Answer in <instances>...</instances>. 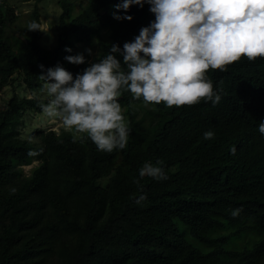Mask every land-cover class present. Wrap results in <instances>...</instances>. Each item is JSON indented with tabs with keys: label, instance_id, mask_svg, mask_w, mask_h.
I'll return each mask as SVG.
<instances>
[{
	"label": "trees",
	"instance_id": "obj_1",
	"mask_svg": "<svg viewBox=\"0 0 264 264\" xmlns=\"http://www.w3.org/2000/svg\"><path fill=\"white\" fill-rule=\"evenodd\" d=\"M118 2L89 0L73 15L74 6L61 0L57 44L45 48L41 30L6 36L15 13L0 0V88L18 72L21 84L42 88L40 64L46 70L59 62L75 76L106 55L111 44L122 49L155 19L145 4L131 6V21H117L111 13ZM33 16L41 26L38 7ZM94 42L98 56L78 49L77 44ZM76 53L85 55V64L64 60ZM206 75L221 95L218 104L151 103L148 125L138 119L142 98L122 91L118 100L131 132L126 147L111 153L98 150L86 133L74 141L68 131L40 130L42 146L18 137L21 114L27 108L43 111L46 103L13 96L0 111V194L17 181L12 205L26 211L23 192L29 191L52 217L43 221L44 212L2 229L0 264H258L264 259V135L258 130L264 120V58L242 56ZM209 130L214 137L206 140ZM118 155L117 172L103 186L105 160ZM36 157L42 161L26 176L22 165ZM145 161H160L168 179L145 176L134 183ZM141 187L147 199L137 204ZM235 208L241 212L233 217Z\"/></svg>",
	"mask_w": 264,
	"mask_h": 264
},
{
	"label": "clouds",
	"instance_id": "obj_2",
	"mask_svg": "<svg viewBox=\"0 0 264 264\" xmlns=\"http://www.w3.org/2000/svg\"><path fill=\"white\" fill-rule=\"evenodd\" d=\"M145 4L155 19L141 27L132 41L124 42L122 49L111 44L106 55L75 76L59 62L46 70L39 65L48 98L41 105L43 112L66 130L86 133L100 151L122 150L129 141L131 129L118 100L122 91H130L133 99L142 98L145 104L179 107L203 100L215 106L221 95L207 70H224L242 56L264 58V0H119L111 14L117 21H131V6ZM27 29L43 31L36 21ZM65 51L73 49L66 46ZM85 51L92 55L91 48ZM64 60L86 63L83 53L66 55ZM258 130L264 135V120ZM203 136L212 139L214 132ZM138 173L137 184L145 176L168 179L160 161H145ZM135 199L137 204L147 199L142 187ZM240 212L235 208L231 215Z\"/></svg>",
	"mask_w": 264,
	"mask_h": 264
},
{
	"label": "rangeland",
	"instance_id": "obj_3",
	"mask_svg": "<svg viewBox=\"0 0 264 264\" xmlns=\"http://www.w3.org/2000/svg\"><path fill=\"white\" fill-rule=\"evenodd\" d=\"M10 6L13 7L15 13V20L10 22L6 28V36L18 35L24 36L31 30L27 29L28 25L34 21L33 11L38 7L41 19V29L43 30L40 42L45 48H52L57 44L58 35L60 32V15L63 13L61 7V0H5ZM74 6L73 15L80 13L89 3V0H69ZM78 49L84 51L87 48L92 49V56L98 52V46L96 43H89L88 45L77 44ZM22 76L18 72L14 75L12 81L0 88V111L8 107V103L13 96L18 98H32L40 101V103H47L48 98L43 87L38 90H32L21 84ZM153 107L151 104H145L141 102L139 104L138 119L143 122L144 125H148L152 122L151 111ZM122 111H124L122 109ZM40 130H53L57 134H61L62 131H68L77 137L80 133H75L73 130H66L62 123L58 120L50 119L43 111H38L34 108H27L20 118L15 131L18 133V137L32 142L36 146H42ZM42 161V158H35L31 164H24L22 168L26 176H29L34 166H37ZM104 176L101 179L103 186H107L113 176L117 172V168L121 162V156L109 157L105 160ZM18 184L17 181L12 182L7 186L5 190L0 194V231L6 227L15 226L19 227V224L26 217L35 219L40 217L45 212V217H42L43 221L47 218H51V210L44 209V206L40 203L37 196L29 191L23 192V202L26 211H19L18 206H13L12 203L18 197L16 196ZM44 209V210H43ZM52 261L53 258L51 257ZM258 264H264L262 259Z\"/></svg>",
	"mask_w": 264,
	"mask_h": 264
}]
</instances>
